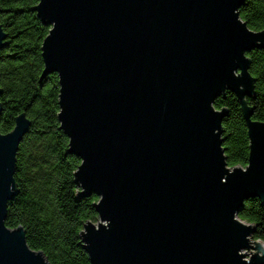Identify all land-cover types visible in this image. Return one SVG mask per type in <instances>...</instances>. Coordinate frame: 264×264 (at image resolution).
<instances>
[{
    "label": "water",
    "instance_id": "water-1",
    "mask_svg": "<svg viewBox=\"0 0 264 264\" xmlns=\"http://www.w3.org/2000/svg\"><path fill=\"white\" fill-rule=\"evenodd\" d=\"M244 0H39L50 27L39 79L58 77L57 119L75 197L95 193L97 222L78 232L90 264H264L244 200L264 204V121L252 118V50L264 30L238 14ZM0 25V51L6 44ZM225 91L239 102L249 138L245 167L222 147ZM2 89L0 88V95ZM1 112V103H0ZM31 120L0 132V264H50L22 225L5 224L16 194V152ZM77 186L80 190H77ZM246 250H249L247 256Z\"/></svg>",
    "mask_w": 264,
    "mask_h": 264
},
{
    "label": "trees",
    "instance_id": "trees-1",
    "mask_svg": "<svg viewBox=\"0 0 264 264\" xmlns=\"http://www.w3.org/2000/svg\"><path fill=\"white\" fill-rule=\"evenodd\" d=\"M39 0H0V25L6 34L0 51V132L10 131L21 113L31 120L16 152V194L8 201L5 224L22 225L31 248L42 250L50 264H90L78 232L86 221H97L95 193L75 197L73 181L80 158L68 152V137L57 119L58 77L39 79L43 69L41 44L50 27L31 10ZM239 17L253 31L264 30V0H244ZM255 78L247 99L255 108L252 118L264 121V49L246 53ZM219 95L214 108L226 107L222 147L228 166L245 167L249 138L239 102L230 91ZM77 190L80 188L77 186ZM238 218L255 225L252 237L264 241V204L257 197L244 200ZM83 222V223H82ZM80 244H77V243Z\"/></svg>",
    "mask_w": 264,
    "mask_h": 264
},
{
    "label": "rangeland",
    "instance_id": "rangeland-1",
    "mask_svg": "<svg viewBox=\"0 0 264 264\" xmlns=\"http://www.w3.org/2000/svg\"><path fill=\"white\" fill-rule=\"evenodd\" d=\"M97 221H95V223H96ZM246 252L248 253V252H250L249 250H246ZM249 255V253L247 254V256Z\"/></svg>",
    "mask_w": 264,
    "mask_h": 264
}]
</instances>
